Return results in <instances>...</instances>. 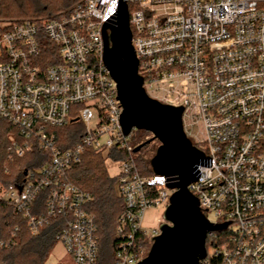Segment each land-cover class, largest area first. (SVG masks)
<instances>
[{"label":"built area","instance_id":"2783aa9c","mask_svg":"<svg viewBox=\"0 0 264 264\" xmlns=\"http://www.w3.org/2000/svg\"><path fill=\"white\" fill-rule=\"evenodd\" d=\"M122 2L146 93L183 106L187 137L212 157L210 168L198 167L190 192L211 224L232 221L208 233L202 263L264 264V0H79L53 16L0 20V119L17 131L9 158L34 148L50 156L1 198L34 235L65 218L57 246L72 264H99L97 221L87 209L92 195L69 175L89 151L103 160L113 155L122 162L115 193L125 206L113 264L147 257L161 232L145 226V215L166 210L174 191L165 177L137 169L117 84L103 62L102 27L116 20ZM48 43L57 61L46 64ZM77 125L82 136L66 148L56 130ZM39 198L43 211L34 215Z\"/></svg>","mask_w":264,"mask_h":264},{"label":"water","instance_id":"95a60500","mask_svg":"<svg viewBox=\"0 0 264 264\" xmlns=\"http://www.w3.org/2000/svg\"><path fill=\"white\" fill-rule=\"evenodd\" d=\"M102 36L103 62L117 84L118 100L123 108L120 115L123 134L129 136L132 131L140 130L153 135L133 151L138 153L157 141L159 147L150 160L151 170L154 175L165 177L167 188L174 191L164 213L161 234L154 237L147 257L138 264H203L208 233L222 232L232 223L211 224L199 200L189 190L201 177L198 167L210 168L212 157H206L187 137L183 106L163 104L146 93L132 46L126 3H121L116 20L104 22Z\"/></svg>","mask_w":264,"mask_h":264},{"label":"trees","instance_id":"16d2710c","mask_svg":"<svg viewBox=\"0 0 264 264\" xmlns=\"http://www.w3.org/2000/svg\"><path fill=\"white\" fill-rule=\"evenodd\" d=\"M78 1L0 0V18L20 20L42 18L66 10ZM46 46L44 54L47 59L50 57L46 64L54 63L57 61V54L55 56L53 51L54 47L50 43ZM74 127L76 126L56 130L61 141L66 143V148L77 144L82 136L83 131L81 130L79 134H73L76 129ZM12 135L13 137L17 136L16 129L5 120L0 119V186L2 192L9 185L23 181L26 172L38 170L50 159L48 154L34 148L24 158L16 159L10 163L8 147L9 138ZM146 142L138 141L135 148ZM118 159L127 161L129 155L120 153ZM149 163L150 161L144 156L140 167H137L144 177L153 175ZM6 167L9 168L8 171H6ZM69 177L77 186L92 195L87 209L90 214L95 215L97 221L98 263L113 264L117 248L116 231L119 218L125 208L123 201L115 193V179L108 175L102 157L93 151L87 152L81 163L73 168ZM43 202L44 200L39 198L35 203L36 207L40 209L33 212L34 215L41 214ZM65 222V218L61 217L51 219L37 235H34L28 227L27 220L15 214L13 205L0 199V264H47L57 245L59 231Z\"/></svg>","mask_w":264,"mask_h":264},{"label":"rangeland","instance_id":"374dc122","mask_svg":"<svg viewBox=\"0 0 264 264\" xmlns=\"http://www.w3.org/2000/svg\"><path fill=\"white\" fill-rule=\"evenodd\" d=\"M56 14V13H55ZM55 14H50V15H46L45 17H49V16H53ZM2 19H10V18H0V20ZM11 20H20V19H11ZM76 128L73 132L74 135L79 134L80 130L83 131V126H79L77 125ZM13 137L10 136V139ZM153 137V135L149 132L146 131H140V130H134L131 134V137L129 139V144L135 148L136 143L140 140H144V141H148L149 139H151ZM159 147V143L157 141L147 145L142 151L138 152V153H133L132 156L135 160V165L136 167H140L141 162L143 161V157L145 156L146 159H148V161H150L152 159V157L155 155L157 149ZM14 160H9L10 163H12ZM105 163V167L107 169V173L108 175L112 178V179H116L117 176L120 173V167L122 162L121 161H116L115 157L109 156L104 160ZM150 165V163H149ZM6 171H8V167H6ZM151 169V167H150ZM1 186H0V193L1 191ZM4 192H2L0 194V199L3 200L1 198L2 194ZM164 213L165 210L164 209H151L148 210V212L145 215V226L148 228H154V227H161L162 224L165 223L164 220ZM160 224V225H159ZM219 236H223L222 233H219ZM57 246V245H56ZM56 248V247H55ZM213 253V248L208 246V254L211 255ZM59 256L58 254L55 252V249L52 253V255L50 256L47 264H72V259L70 256L65 255L61 261L58 260Z\"/></svg>","mask_w":264,"mask_h":264},{"label":"crops","instance_id":"0c3cea01","mask_svg":"<svg viewBox=\"0 0 264 264\" xmlns=\"http://www.w3.org/2000/svg\"><path fill=\"white\" fill-rule=\"evenodd\" d=\"M55 252L58 254L59 256V261L62 260V258L65 256V252L63 251V249L60 246H56L55 248Z\"/></svg>","mask_w":264,"mask_h":264}]
</instances>
